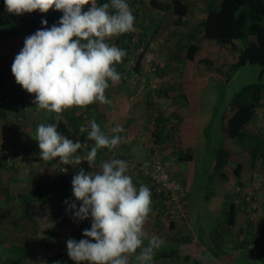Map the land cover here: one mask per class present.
Here are the masks:
<instances>
[{"label":"rangeland","instance_id":"rangeland-1","mask_svg":"<svg viewBox=\"0 0 264 264\" xmlns=\"http://www.w3.org/2000/svg\"><path fill=\"white\" fill-rule=\"evenodd\" d=\"M193 6L194 9L198 8V13L202 15L206 2L198 0ZM152 16L151 14L148 15L150 18ZM173 17L172 14H163V18H161L162 25H160L163 27L168 25V27L160 29V35L157 36L155 31L144 30L143 27L138 26V23L135 24L136 31L132 32L129 38V58L125 63L115 65L116 70L121 74V80L117 83L110 81V86L106 90V93H116L113 100H110L113 119L117 123L113 125V128L126 125V121L120 115L127 111L129 115H133V122L139 125L138 131H141L138 135L141 139H137L138 142L136 141L134 147L135 151L133 149L129 151L128 147L100 149L102 156L100 159L97 157V166L92 169L87 161H82L80 165L75 167L63 165L68 166L64 168L68 175L67 186L63 191H56L45 196L42 200H38L33 196L30 200V215L32 218H23L21 222L16 219L17 222H20L18 226H16L17 223H12L13 215L9 212L7 218L10 221H5L6 217L0 218V264H56V262L70 264L67 261L70 259L67 255V240L69 238L77 241L83 239V230L91 227L90 219L75 220L72 211L68 209V205L65 203V201L76 202L77 207H79L80 202L75 201L72 193V178L79 168H83L86 172H95L98 171L100 161L112 158L125 160L128 165V174L132 176L136 186L147 185L151 190L152 212L144 227V231L149 238L157 237L163 241L162 247L167 249L177 248L181 255L190 254L201 264H233L234 256L239 255L246 245L253 252L252 254L249 253V262L264 264L262 249L264 246V212L261 209V205H264V163L262 162L264 161V116L253 118V120L258 121L250 122L252 128L249 127V130L251 131L241 140L242 142L233 139L231 143L225 141L222 145L225 151H229L228 158L230 162L223 169L228 181L223 182L219 175L213 173L212 168V160L217 152L216 148L220 147L221 142V134L219 133L221 114L225 106L232 101L235 93L244 85L258 82L264 87V71L260 75L262 67L255 62H246L239 66V69L232 74L229 81L222 77L211 78L208 82V88L201 90L203 109L208 111L207 123L204 124V129L199 133L200 137L197 143V153L203 155V158L190 163L183 160L185 164H182L183 161L178 159L179 163L176 166H179L183 173L185 172V182L183 181V183L172 174L166 154V157L162 158L163 151L161 148L166 146L165 139L157 140L154 137L155 133L152 134L148 131L152 126H155V122H153L156 121L154 119V114L157 112L155 107L150 106L146 109L144 106L142 107L138 100L133 109L132 95L139 91L156 93L158 92L157 89L161 88L158 82H154V79L170 75L171 83L174 84L178 82L179 77H183L184 69L181 67L183 63L179 60L182 54L183 57L185 56L186 46L182 48L174 47L165 52L160 49L166 32H170V28H176L175 31L177 32L179 26L170 22ZM196 30L197 26L189 29L190 33L195 34V37L197 36ZM170 35L175 38L178 36L175 32H170ZM28 36H15L0 42V210L14 204L15 197L18 196L19 192L26 194L29 184L42 177L43 174H46L47 178L52 176L57 178V169L62 166L59 163V158L53 161H42L40 159L38 142L34 139L38 125L41 123L57 124V130L61 134L76 141L78 140V134L72 132V127L66 117L67 115L71 116V112L68 111L73 110L74 114L81 116L86 125L89 121L95 120L101 126V129L107 133V124L103 121L105 115L101 112L99 102L86 108L74 107L61 114L40 110L33 104L34 94L27 93L18 85L11 72L14 58L23 48L24 40ZM171 36L168 37V40ZM190 38L191 36L185 33V36L179 37V40H183L187 44L191 40ZM152 42H158L157 49H160L159 51L155 48L156 43L154 47L151 46ZM164 42H167V40L165 39ZM238 44L243 46L244 41L238 40ZM142 51L144 56L138 67L135 68V59ZM167 58H173V61H175L169 62L170 67L165 63H160V60ZM138 77L148 81L143 88H135V86H140L134 83L135 78ZM187 78H189L188 75ZM165 87L166 85L162 87V90ZM203 92H212V94L205 97ZM129 94L130 97L128 98ZM147 98H149V95ZM125 100H128L130 105L126 110ZM140 100L145 101L144 98H140ZM132 110H135V112L131 113ZM262 110H264V107ZM223 134L227 135V133ZM85 138L86 136L80 142L83 143ZM201 140L202 143L200 144ZM92 143L88 141L90 148ZM200 147H203V150ZM89 150L88 148H81L77 154L85 157ZM250 150L257 151L256 161L252 157L254 154L250 155ZM156 157L173 177L180 181L179 183L185 189V195L180 201L181 205L175 209L168 208L169 205L163 203L164 198L161 195L153 196L152 194L155 191L146 173L149 172L150 163H152L149 161L155 160ZM238 161L243 164L241 182L244 191L240 192L239 195L235 194L234 200L240 205H242L241 201L248 204L250 209L247 208L248 211L240 212L238 224L231 228V231L221 233L222 240L216 242L214 247L217 251L214 252L208 244H203L204 242L199 241L196 237L197 223H202L201 227L208 226L209 229L212 226L223 225L226 194L230 196L237 189L233 167ZM201 174L205 178L204 180H201ZM209 174H211L210 183L207 181ZM253 188L257 191L253 192ZM252 193L253 195H251ZM6 194L14 198L8 199L10 200L9 203L4 200L7 197ZM9 233L15 239L24 237L26 234L27 237L21 244H14V241L9 243L7 242L8 239L3 237V235ZM181 234L185 237L190 236V240L178 242V237ZM5 239L7 241H3ZM254 239H258L259 242L254 244ZM24 244L31 246L29 251L26 248L28 246ZM164 253L167 255V252ZM209 254L211 259H204ZM52 257L53 260L48 262V259ZM176 261L180 262L179 260ZM183 261L181 260V262ZM154 264H169V262L167 260L162 261L154 256Z\"/></svg>","mask_w":264,"mask_h":264},{"label":"clouds","instance_id":"clouds-1","mask_svg":"<svg viewBox=\"0 0 264 264\" xmlns=\"http://www.w3.org/2000/svg\"><path fill=\"white\" fill-rule=\"evenodd\" d=\"M4 5L16 16L50 10L63 14L50 28L47 20H42L45 27L25 38L11 65L16 83L34 94L33 104L38 109L61 114L74 107L111 103L105 93L110 81L121 80L115 65L122 63L127 53L109 41L136 31L127 0L102 4L97 0H4ZM80 132L87 134L83 143L61 134L57 124L38 125L34 139L40 159L59 158L62 165L74 167L87 161L92 169L97 166L98 150L114 149L123 139L106 134L95 120L82 124ZM88 141L92 146L81 157L77 153L89 147ZM98 168L95 172L79 168L72 178V193L79 207L76 202L65 203L75 220L90 219L91 227L83 230V239L67 240L68 257L75 264H154L163 241L149 238L144 231L152 212L150 188L136 186L123 159L100 161ZM204 259H211L210 254Z\"/></svg>","mask_w":264,"mask_h":264},{"label":"trees","instance_id":"trees-1","mask_svg":"<svg viewBox=\"0 0 264 264\" xmlns=\"http://www.w3.org/2000/svg\"><path fill=\"white\" fill-rule=\"evenodd\" d=\"M188 1L190 0H185V2L183 0H142L140 6L148 8L150 5L151 7H154L165 14H172L182 17L185 16L189 8L192 7V3L190 2V4L188 3ZM105 2H108V0H97L98 4H102ZM197 2L198 0L195 1V4ZM204 2H206V7L202 8L204 9L203 14H205L203 19L201 20L200 28L198 29L200 36L204 38L244 41L243 46H241L239 50L237 62L231 64L226 70H216V76L214 78L222 77L223 79L225 78L226 81H229L232 74L239 69V66L246 62L258 63V65L262 67L260 72L261 75L264 71V0H204ZM62 15V12L50 10L48 13H40L39 11H36L33 13H25L23 15L16 16L13 14H9L5 9L4 0H0V42L15 36L34 34L38 29H42L43 27H45L41 23L42 20H47V27L50 28L53 24H58V21L62 17ZM130 34L131 33L123 34L118 37H114L113 40L109 41V43L114 44L115 46L126 51L127 55L123 58L122 61L124 63L128 60V56L130 54ZM199 38L200 37H195L194 35L186 44L184 53L185 59L189 61L193 60L194 55L198 49ZM143 56V51L138 54L135 59V68L138 67V64ZM68 112H71V116L67 115L66 117L68 119V123L72 127V132L74 134H78V140L82 141V139L86 136V133L82 134L80 132V126L82 124H86L83 122L79 114H74L73 110H70ZM242 113H245L246 115H243ZM250 113L251 111L239 112L234 115L235 117L231 120V122L229 120V136L237 137L238 141H241L245 136H247L246 132L242 133L241 130L238 132V127L248 122V120L250 119ZM223 133H226V131ZM154 135L156 139H160V137L158 136L159 134L155 133ZM88 149H90V147H88ZM216 151L217 152L215 154V157L212 160V168L214 170L213 173L219 175L223 182H227L228 178L227 175L223 172V169L230 162L228 158L229 152L225 151L222 147L216 148ZM193 152L194 150L192 148L186 147L184 153L180 155L178 159L191 160L193 157ZM256 152L250 150V155L254 154L252 156L253 160H255L257 157ZM101 156V152L100 150H98V159H100ZM262 162L264 163V161ZM65 167L68 166L62 165L57 169V178H53V176L51 178H47V175L43 174L42 177L37 178L36 180L31 182L26 194L19 192L18 196L16 195L15 197L14 204H10L7 208L0 210V218L6 217L5 221H10V219L7 218V213L9 212L13 215L12 223H17L16 226L20 224L23 218H30V200L33 196L38 200H42L47 195H51L56 191H63L65 189L68 182V175L65 171H63ZM242 169L243 164L239 161L236 162L235 166L233 167V173L235 176V185L237 186V189L235 193L230 196L226 194L225 206L223 209L224 226H221L220 224L219 226H212L211 229H209L208 226L201 227L202 223H197L198 231L196 237H198L199 241L204 242L203 244H208L211 250H214V252L217 251V249L214 247L216 245V242L222 240L221 233H227L231 231V228H233L235 225L237 226L238 224L240 212L246 211L247 208L250 209V207H248V204H245L241 201L242 205H240L237 204L234 200V196L239 195L240 192L244 191L241 182ZM97 170L99 171V168H97ZM210 175L207 177V181L209 183ZM252 191L256 192L257 190L253 188ZM152 194L153 196L159 195L154 192ZM6 195L7 197L4 199L6 203H9L10 200L8 199H14L9 194ZM251 195H253V193ZM261 209L264 212V205H261ZM16 219L20 222H17ZM26 235L24 237H17L15 239L9 233L7 235H3V237L7 238L8 241L6 239L3 241H7L9 243L10 241H14V244H21L27 237ZM178 238V242H184V240H190L191 237H188V235L187 237H185V235L181 234V236ZM256 242H259L258 239L253 240L254 244ZM25 246L28 245L26 244ZM30 247L31 246L26 247L28 248V251ZM262 249L264 252V246ZM164 252H167V255H165ZM249 253L252 254L253 252H251V250H249V248H247L245 245L242 252L239 253V255L237 254L234 256L233 264H255L254 262H249ZM154 256L162 261L167 260L169 264H201L190 254H185L183 256L180 254L177 248L173 247L167 249L161 246L160 249L155 252ZM52 260L53 257L48 259V262ZM176 260H179L180 262L182 260L183 262L180 263ZM67 261L70 264L74 263V261H72L71 259H68Z\"/></svg>","mask_w":264,"mask_h":264},{"label":"crops","instance_id":"crops-1","mask_svg":"<svg viewBox=\"0 0 264 264\" xmlns=\"http://www.w3.org/2000/svg\"><path fill=\"white\" fill-rule=\"evenodd\" d=\"M183 1L185 2V0ZM127 3L131 7L133 15H135V24L138 23L139 27H143L142 29H149L151 30V32L155 31L157 36L160 35V29L168 27V25H166L165 27L161 26V18H163V14H165L162 11L151 7L150 5L148 8H145L143 6L141 7L140 4L142 3V0H127ZM188 3H190L192 7L189 8L185 16L179 17L173 15L174 17L170 20L172 24H176L179 26L177 28V32L175 31L176 28L169 29L170 32H175L178 35L177 38L171 36L170 32H166V36L163 39H166L167 42H164L163 40L160 48L162 52H165L170 51L171 48L174 47H185L186 44L183 42V40H179V37L185 36L186 33L192 38L195 34H192V32L190 33L189 29L191 27L197 26L196 35L200 38L198 41V49L194 55L193 60L189 61L186 59L185 61V56L183 57V54L181 59L179 60L183 63L181 66L184 69L182 75L183 77H179L178 82L173 84L171 83V76L165 75L160 79H154V82H158L159 87H161L160 89H157L158 92L152 93L150 91V93H145L143 91H139L132 95L134 101L133 109L135 108L136 102L138 100V102L142 104V107L144 106L146 109L147 107L150 108V106L155 107V110L157 111L154 114V119H156V121H153L155 122V126H152L148 131L152 134H159L158 136L160 137V140L165 139L166 146L161 148V150L163 151L162 158H165L167 156L168 162H170L172 174L176 178H178L181 183H183V181L185 182V172L183 173L179 166L176 165L179 163L178 158L181 153H184L185 148H192L194 150L192 159L186 160V163H190L192 161L195 162L197 161V159L200 160L201 158H203V155L197 153V143L200 137L199 133H201L204 129V124L207 123L206 120L208 111L206 109H203L201 90H206L208 88L209 79L216 76V70H226L231 64L237 62V57L241 48V45L238 44V40L204 38L200 36L198 29L200 28L201 20L203 19L205 13L200 15L198 13L199 9H194V0H190L188 1ZM150 14L153 15L151 18L148 17V15ZM195 20L197 21L195 22ZM169 36H171V38L168 40ZM155 43V48L157 49L158 42H152L151 46L154 47ZM160 49H157V51H159ZM224 53L225 55L223 56ZM170 61H173V58L160 60V63H165V65L169 66ZM187 75L189 76V78L186 79ZM146 82L148 81H145V79L139 77L135 78V85H140L135 86V88H143L147 84ZM164 85H166V87L163 88L164 90H162V87ZM203 94L206 97V95H211L212 92H203ZM105 95L109 100H113V97L116 95V93L107 92L105 93ZM148 95L149 98H147ZM127 97L129 98L130 94ZM140 98H144L145 101L140 100ZM110 105L111 103L103 105L101 104V112L105 115L103 121L105 124H107L106 134H108L109 136L117 134L120 135L123 139L116 147H128L129 151L131 149L135 151L134 147L136 145V141L138 142L137 139H141L138 135L141 131H138L139 125H136V123L133 122V115H129L127 111L126 113L120 115V117H122L123 120L126 121V125L115 126V128L123 127L124 131L120 133L114 132L113 129L115 128H113V125L117 123L113 119V113L112 109H110ZM124 105L126 110L128 106H130L128 104V100L124 101ZM263 107L264 87L260 83L254 82L246 84L237 93H235L232 101H230V103L225 106L223 113L221 114V124L219 131V133L221 134L220 147H222L225 141H229L230 143L233 139L238 141L237 137H231L228 134V129L230 127V124H228L229 120L231 122V120L235 117V114L244 111H251L250 119L248 120V122H246L244 125L242 124L243 126L241 125L240 127H238V132L241 130L242 133L246 132V134L248 135V132L251 131L249 130V127L252 128V124L250 122L256 120H253V118L255 116H264V110H262ZM133 112H135V110H132L131 113ZM242 114L246 115L245 113ZM222 131H226L227 135H222ZM154 137L152 136V138ZM199 143L201 144L202 140ZM200 149L203 150V147H200ZM182 164H185V161H183ZM202 174L201 180H204L205 178L202 176Z\"/></svg>","mask_w":264,"mask_h":264},{"label":"built area","instance_id":"built-area-1","mask_svg":"<svg viewBox=\"0 0 264 264\" xmlns=\"http://www.w3.org/2000/svg\"><path fill=\"white\" fill-rule=\"evenodd\" d=\"M150 170L148 178L154 193L161 195L164 200L163 203L169 205L168 208H177L181 205V200L185 195V189L177 181L173 175L163 166V164L156 157L155 160L149 161Z\"/></svg>","mask_w":264,"mask_h":264}]
</instances>
